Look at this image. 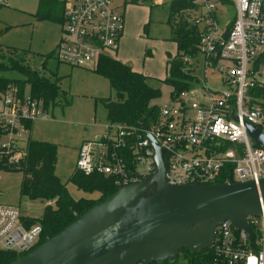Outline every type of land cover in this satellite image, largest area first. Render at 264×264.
Wrapping results in <instances>:
<instances>
[{"label":"built area","instance_id":"built-area-1","mask_svg":"<svg viewBox=\"0 0 264 264\" xmlns=\"http://www.w3.org/2000/svg\"><path fill=\"white\" fill-rule=\"evenodd\" d=\"M117 1L59 0L63 6V34L55 51L59 63L97 70L102 58L118 53L125 18ZM122 1L125 8L140 1L171 6L176 0ZM6 4L0 0V5ZM231 13L228 20L221 19ZM186 17L199 33L205 81L175 96L174 107L160 109L150 129L110 125L97 143L83 144L76 170L84 176L111 179L120 189L155 174L156 151L150 135L165 151L170 185L216 186L227 171L233 183L227 179L224 185L258 186L264 180V150L255 145L244 125L250 123L264 133V111L247 104L249 90L264 85V75L256 67L264 56V0H192ZM197 59L184 58L193 75ZM209 71L219 75L214 84ZM0 102V140L8 137V143L0 145V161L15 164L27 153L23 144L24 132L31 130L28 124L50 120L49 111L15 82L0 92ZM233 115L238 122L231 119ZM30 220L34 218L24 216L18 207L0 205V252L23 258L38 248L42 226H28ZM248 224L254 231L252 243L229 221L218 227L213 264H264V215L249 218Z\"/></svg>","mask_w":264,"mask_h":264},{"label":"rangeland","instance_id":"rangeland-1","mask_svg":"<svg viewBox=\"0 0 264 264\" xmlns=\"http://www.w3.org/2000/svg\"><path fill=\"white\" fill-rule=\"evenodd\" d=\"M6 2V5H0V64L9 65L11 59L21 60L42 77L57 82L61 90L60 102L49 110L50 120L34 122L31 130L24 132L23 145L26 147L32 139L58 146L56 176L67 185L72 198L76 201L98 200V192L80 191L69 179L76 171L81 146L97 143L110 126L106 108L98 100L116 101L117 94L111 89L109 81L98 75L96 70L72 68L59 63L53 56L62 38L63 24L39 21L36 18L41 0ZM116 5L121 7L120 13L124 15L125 31L120 41V50L109 56L130 66L134 72L159 81L157 85L161 89V97L154 102L159 110L166 106L174 107L173 96L176 89L165 84L169 57L178 54L177 44L172 40V30L168 24L170 6H155L150 2L140 1L124 8L122 0H118ZM228 15L223 14L221 19L228 20L232 13ZM225 28L226 22H223V29ZM260 58L257 70L264 75V58ZM204 65V58L199 55L195 62V75L200 84L205 81ZM250 68L254 69V65ZM2 76L13 82L23 80L21 75L12 71H6ZM208 78L214 84L219 75L216 71H209ZM26 93L31 95L29 85L26 86ZM6 143L8 137L4 136L0 145ZM143 170L141 168L140 171ZM23 179L20 172L0 171V205L18 207L24 216L40 219L47 204L22 197L20 190Z\"/></svg>","mask_w":264,"mask_h":264},{"label":"water","instance_id":"water-1","mask_svg":"<svg viewBox=\"0 0 264 264\" xmlns=\"http://www.w3.org/2000/svg\"><path fill=\"white\" fill-rule=\"evenodd\" d=\"M238 122L236 116H232ZM264 150V133L244 124ZM141 127L146 130L142 124ZM156 151L157 171L98 204L66 230L49 238L13 264L175 263L181 250L201 253L214 246L218 227L229 221L254 231L249 218L264 215V180L216 186H173L166 177L165 151L148 135Z\"/></svg>","mask_w":264,"mask_h":264},{"label":"trees","instance_id":"trees-1","mask_svg":"<svg viewBox=\"0 0 264 264\" xmlns=\"http://www.w3.org/2000/svg\"><path fill=\"white\" fill-rule=\"evenodd\" d=\"M192 8V0H176L169 8L168 24L172 30V40L177 44L178 54L169 57L167 62V79L165 84L176 89L175 96L194 89L198 86V78L184 61V58L195 59L198 57L199 33L192 26L186 11ZM63 6L59 0H41L36 18L39 21L62 22ZM0 55L2 50L0 49ZM264 58V56L262 57ZM10 64H0V92H4L13 82L4 78L6 71L16 72L23 77L17 83L21 91L26 86L31 87L34 99L43 102L44 108L50 110L60 102L61 90L57 82H52L42 77L38 72L30 69L21 60H9ZM259 60L256 67L258 66ZM96 73L107 79L111 89L117 94V100H98L104 104L107 111V120L110 125H123L140 128L143 124L146 129L157 121L159 109L154 102L161 97L159 82L149 76L134 72L130 66L112 58H102ZM247 104L257 106L264 111V85H256L247 94ZM31 124L28 127L31 128ZM58 146L30 139L26 145V156L18 163L10 164L8 160L0 161V171L20 172L24 179L21 185V195L30 201L45 202V210L40 219L30 220L28 226L39 223L42 226V236L39 246L49 238H54L68 227L77 222L91 209L103 201L111 198L118 188L111 179L102 176L86 177L75 171L69 182L85 193L100 194L98 200L76 201L68 192L67 185L63 184L56 176ZM231 173V172H230ZM228 171L223 175L218 185H224L233 178ZM55 203L53 206L52 203ZM38 246V247H39ZM22 257L13 253L0 252V264H13ZM213 264V249L193 254L187 249L180 252L175 263L156 264Z\"/></svg>","mask_w":264,"mask_h":264},{"label":"crops","instance_id":"crops-1","mask_svg":"<svg viewBox=\"0 0 264 264\" xmlns=\"http://www.w3.org/2000/svg\"><path fill=\"white\" fill-rule=\"evenodd\" d=\"M56 51V50H55ZM55 51H54V53H53V56L55 57Z\"/></svg>","mask_w":264,"mask_h":264}]
</instances>
